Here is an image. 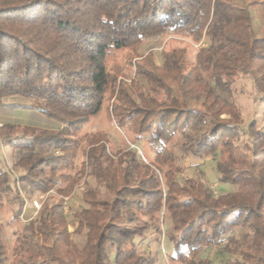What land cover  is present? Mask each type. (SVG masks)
<instances>
[{"label":"trees","instance_id":"trees-1","mask_svg":"<svg viewBox=\"0 0 264 264\" xmlns=\"http://www.w3.org/2000/svg\"><path fill=\"white\" fill-rule=\"evenodd\" d=\"M169 31L208 43L190 65L184 47L162 52L161 65L139 58L146 85L108 68L114 51ZM248 74L264 101V0H0V116L14 105L6 98L18 96L40 120L0 123L10 165L23 169L13 177L0 156V207L21 191L57 195L24 225L11 258L0 223V264H158L135 240L162 233L161 212L171 261L264 264V164L251 178L238 166L240 153L264 151V129L251 120L242 140L240 111L226 97ZM107 98L130 145L112 147L105 131L88 130ZM216 152L217 181L236 190L215 194L202 174L181 177L184 156ZM79 185L84 204L70 231L64 198ZM23 205L19 197L15 218ZM235 228L245 230L237 237ZM72 232L83 233L80 245ZM224 240L241 259L200 256Z\"/></svg>","mask_w":264,"mask_h":264},{"label":"rangeland","instance_id":"rangeland-1","mask_svg":"<svg viewBox=\"0 0 264 264\" xmlns=\"http://www.w3.org/2000/svg\"><path fill=\"white\" fill-rule=\"evenodd\" d=\"M249 1V0H246ZM237 2V1H236ZM207 37H203L200 41L195 42L187 37L178 35L174 32H168L163 34L159 39L153 38H141L139 42L129 45L123 49L114 51L108 56L107 66L108 68L117 75L118 80L124 79L127 82L133 77H138L139 82L142 85H146L143 77L136 76L138 66L136 61L139 58L150 54L157 65H161L163 56L162 52L172 50L176 47H184L186 49L185 61L188 65L194 62V56L200 47L207 45ZM136 59V60H135ZM254 76L253 75H240L236 78L232 84L231 89L226 93V97L231 100L239 109L242 118L241 126L243 128L242 140L246 136L245 128L247 124L254 120L259 129H264V101L258 99V92L254 87ZM6 83V78H0V87ZM7 102L13 103L14 105L10 109V114H2L0 116V123L8 122L14 124H30L40 123L37 118H32L30 113L32 108L27 107L29 100L18 96H11L6 98ZM113 98H107L101 108L99 114L93 117L89 131L102 130L105 131L110 138V145L112 147H123L125 144L130 145L129 141L132 140L133 135L125 130L118 128L114 121L109 116L110 107ZM227 114H222L221 117H227ZM42 122V121H41ZM144 138L147 134L143 135ZM205 140H207L205 138ZM241 141L238 142V144ZM140 145V144H139ZM139 145H137L139 147ZM136 147L135 145H131ZM141 147V146H140ZM143 147V146H142ZM142 154L147 158V153L142 148ZM10 149L4 143L0 144V156L1 166H4L13 177L23 173L22 168L14 169L10 165L9 161ZM59 154V152H58ZM149 154V153H148ZM219 154L216 152L213 155L204 157H195L191 154L184 156L179 162L182 166L181 177L187 178L194 175L202 174V179L207 182L213 193L218 194L226 191H234L237 186L229 183H221L217 181V171L215 169V161L218 159ZM264 164V151L251 153H240L238 158L239 172L241 176L248 178L252 177L253 171H257L258 167ZM90 185L96 186L94 179H88ZM102 191V186H97ZM83 186L79 185L74 189V192L70 197L64 198V213L69 223L68 229L72 231L75 227L74 212L83 205L81 192ZM19 197L24 199V205L22 211L19 214V218H15L14 215L18 210ZM57 195L54 191H50L46 194L39 193H26L21 191L19 196H15L7 200L2 207H0V223L3 225L4 237L3 242L7 248V255L9 258L12 257V251L15 244L16 237L22 231L27 221L37 215L38 208L33 206L32 201L38 200L40 207L43 203H53ZM39 207V208H40ZM161 230L162 233L150 234L145 240L136 239L138 249L144 252H150L156 257L158 264H182L179 262L171 261L170 255L172 254V243L167 237V232L170 229L169 219L161 212ZM245 230V229H244ZM243 229L235 228L230 231V234H234L237 237L241 234ZM73 241L80 245L84 236L83 233H71ZM224 241L221 243H214L207 246L204 251L201 252V257H208L213 262H223L234 258L241 257L236 254H229L223 248ZM248 264V262H246Z\"/></svg>","mask_w":264,"mask_h":264},{"label":"built area","instance_id":"built-area-1","mask_svg":"<svg viewBox=\"0 0 264 264\" xmlns=\"http://www.w3.org/2000/svg\"><path fill=\"white\" fill-rule=\"evenodd\" d=\"M57 153H58V152H57ZM32 203H33V206H34L35 208H38V209H39L40 205H39L38 200L34 199V200L32 201Z\"/></svg>","mask_w":264,"mask_h":264}]
</instances>
